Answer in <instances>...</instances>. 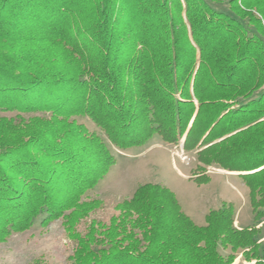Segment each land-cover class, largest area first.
I'll list each match as a JSON object with an SVG mask.
<instances>
[{"label":"trees","instance_id":"trees-1","mask_svg":"<svg viewBox=\"0 0 264 264\" xmlns=\"http://www.w3.org/2000/svg\"><path fill=\"white\" fill-rule=\"evenodd\" d=\"M0 112V243L63 219L70 264H264V0H0ZM154 137L195 154L198 185L239 173L255 224L224 201L198 225L144 183L80 231L111 147Z\"/></svg>","mask_w":264,"mask_h":264},{"label":"rangeland","instance_id":"rangeland-1","mask_svg":"<svg viewBox=\"0 0 264 264\" xmlns=\"http://www.w3.org/2000/svg\"><path fill=\"white\" fill-rule=\"evenodd\" d=\"M210 3L217 10L233 15L227 2ZM15 115L16 112H0V117ZM80 120H84L91 130L98 131L88 119ZM182 146H170L159 137H154L146 146L126 152L111 147L117 162L96 188L87 194L88 198H84L86 202L96 200L97 210L82 221L78 229L83 231L91 220L107 223L113 215L118 214V203L132 197L136 188L144 183H159L171 189L184 212L198 225H205L206 214L211 209L219 208L224 201L236 207L237 227L254 225L249 189L239 173L209 167L207 173L211 181L198 185L190 179L197 165L195 154L185 152ZM258 227L261 229L258 238L264 245V220ZM74 248L75 243L66 232L63 219L46 227L37 220L30 230L14 234L0 243V264H70L69 257ZM235 264L248 263L239 254Z\"/></svg>","mask_w":264,"mask_h":264},{"label":"crops","instance_id":"crops-1","mask_svg":"<svg viewBox=\"0 0 264 264\" xmlns=\"http://www.w3.org/2000/svg\"><path fill=\"white\" fill-rule=\"evenodd\" d=\"M239 228V227H238Z\"/></svg>","mask_w":264,"mask_h":264}]
</instances>
